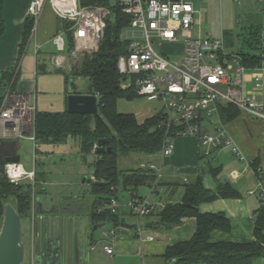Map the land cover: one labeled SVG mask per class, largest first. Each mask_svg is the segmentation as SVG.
<instances>
[{
  "label": "built area",
  "instance_id": "obj_1",
  "mask_svg": "<svg viewBox=\"0 0 264 264\" xmlns=\"http://www.w3.org/2000/svg\"><path fill=\"white\" fill-rule=\"evenodd\" d=\"M260 1L264 13V0ZM194 2L195 0H112L129 17L127 27L138 30L137 34L132 33L131 39L121 36L122 40L128 41L126 53L117 60V69L122 75L121 87L131 88L137 96L162 103L163 108L159 112V128L163 129V141L159 150L161 157L172 154L176 137L187 135L197 137L202 157L206 159L222 147H230L234 153L240 154L238 147L228 136L221 109L233 105L253 118L264 119V104L241 93L238 86L245 66L238 64L234 77H231V66L227 62L229 54L223 51L221 39L192 38L191 28L197 12ZM46 5H50L59 18L70 22L64 32L54 35L52 41L57 50L53 56L54 65L71 70L85 55H91L98 50L104 37L106 20L112 15L111 10L105 6H83L80 0H30L28 16L33 20L30 36L34 33L37 20ZM68 32L71 34L72 43L69 49ZM179 36L183 38V48L176 63L167 59L165 53L157 51L151 40L153 38L162 44H175L179 41ZM38 49L39 45L35 44L34 51L37 52ZM203 57L208 62L202 63ZM212 59L215 64H211ZM255 82L259 86L258 77ZM232 83L237 86H230ZM223 85H227L225 90L221 89ZM30 99L28 94L7 89L0 106L1 140H14L28 133V137L36 145V108ZM207 122L212 130L205 128ZM96 149L97 144L92 151L95 152ZM148 167L155 175V182L150 186V191L154 192L158 188L161 171L155 169L153 164ZM245 168L258 177L256 190L264 203L260 167H254L251 162L246 161ZM3 174L13 185L35 178V172L27 173L19 162H4ZM156 205V202L147 197L137 195H131L127 202L128 209L135 215L136 220L151 214ZM118 208V199L111 197L108 209L111 213H118ZM101 211L98 208L97 213ZM138 233L140 242L152 240L150 235H143L141 231ZM29 246L33 247L32 234ZM103 249L109 254L113 252L108 245ZM171 262L174 263L175 259Z\"/></svg>",
  "mask_w": 264,
  "mask_h": 264
},
{
  "label": "trees",
  "instance_id": "obj_2",
  "mask_svg": "<svg viewBox=\"0 0 264 264\" xmlns=\"http://www.w3.org/2000/svg\"><path fill=\"white\" fill-rule=\"evenodd\" d=\"M83 6H105L111 10V16L106 20L104 37L99 48L91 55L81 59L78 66L73 67L71 76L87 77L89 92L98 98V112L94 115L72 114L67 111L47 112L36 111L34 117V139L36 144L64 143L68 138L78 141L81 154L92 153L93 146L99 139H105V146L112 147L111 151L94 152L96 158L93 163L94 181L90 184L93 196L90 208L92 223L108 221L114 227H136L139 237L138 223L128 224L118 213H111L108 205L111 197L117 198L118 189L131 190L136 195L139 186L150 185L155 175L148 169L118 168L119 156L131 153H158L163 141V129L159 128L160 113H156L142 122H138L132 113L118 112L116 103L119 98L133 99L137 95L131 88H122V75L117 69L118 57L126 53L127 40L121 39V31L129 24V17L123 14L112 0H80ZM33 20L25 22L20 52L27 42ZM67 28L70 23L65 24ZM68 49L72 47L71 34L67 33ZM240 48L233 52L245 67H259L264 65V28L250 26L245 30ZM254 51H257L255 53ZM231 54L227 55L230 58ZM11 77V73L5 74ZM9 81V80H8ZM74 87V85H73ZM2 98H0L1 106ZM238 109L225 106L221 109L222 120L228 122L238 116ZM2 141L0 140V143ZM254 167L257 166L252 164ZM212 169V168H210ZM213 172L216 169H212ZM37 173L35 172L36 185ZM97 182H102L98 184ZM184 194L180 201L166 203L160 209H154L158 220L147 224L149 228H164L166 231L180 225L187 217L195 218L196 227L193 235L186 241H179L168 245L160 256L165 264H252L256 260L264 259V204L255 212L253 239L245 242L230 240H213L212 232H229L231 223L222 212L201 213L198 206L201 203L219 198H237L240 193L228 183H221L215 189H208L203 185L202 174L183 184ZM15 198L13 207L22 217L27 215L32 205V187L28 185H13L8 182L4 174L0 175V219L3 215L4 204L8 197ZM98 208L102 211L97 213ZM129 216L135 215L129 211ZM136 218V217H135ZM172 259L175 262L172 263Z\"/></svg>",
  "mask_w": 264,
  "mask_h": 264
},
{
  "label": "crops",
  "instance_id": "obj_3",
  "mask_svg": "<svg viewBox=\"0 0 264 264\" xmlns=\"http://www.w3.org/2000/svg\"><path fill=\"white\" fill-rule=\"evenodd\" d=\"M29 2L30 0H0V98L5 95L8 88H11L13 91L30 95V100L34 104L36 111H38L36 106L37 87L35 80H37L38 74L50 73V71L54 68L55 72L64 74H52L58 76L57 80H62V78L64 80V101L58 105L57 109H55L56 111L49 108L51 105H47V102L45 101L42 104L44 109L40 111H67V95L69 93L70 80L71 78L76 80L77 77L74 78L71 76V70L73 68L69 70L66 67L58 68L54 65L53 56L57 53V50L53 44L52 38L58 32H64L66 29L65 24L70 22L59 18L53 11L52 7L50 5H46L37 20L34 33L29 36L30 39L28 38L23 51L21 50L20 52L24 25L26 20L29 18ZM261 27L263 29L264 25ZM35 44L39 45L37 52L34 51ZM163 45H166L167 47L174 46V44L169 43L161 44L160 51L165 54L167 50H162ZM239 45L241 46L242 44L240 43ZM233 52L235 53V51H231L229 53L231 56L227 59V62L231 66L229 73L232 78L234 77L236 66L241 64L240 59L234 55ZM254 52L257 53V51ZM231 59H236L238 61L235 67L231 64ZM46 68L48 71H46ZM65 69L68 71V75H66ZM8 73H11V77H7L5 75ZM256 77L259 78V86H256ZM241 79L240 86H238L241 93L244 96L251 97L264 104V65L259 67H245V71L242 74ZM72 85H74V83ZM230 86L237 85L232 83ZM225 88H227V85L221 86L222 90H225ZM61 90L62 86L58 91L60 97ZM88 92L89 87L85 92L78 93L88 94ZM49 94L50 92L46 91L43 97H47ZM238 111V116L228 122H223L228 136L238 147L240 154L234 153L230 147H222L216 149L212 153L211 157L206 159L202 157L201 146L197 137L193 135L178 136L174 140V150L172 154L164 157H161L159 152L150 155L147 154L148 157L156 159V163L158 164L156 165L155 163L149 161L146 165L141 163L140 168L148 169L151 174H154V172L148 167L150 164H153L155 169H160L161 177L156 191L151 192L150 185H143L147 187L146 195L143 196V194L138 193V188L140 186L136 189V195L138 197H147L149 200L156 202V209H160L165 206L166 203L180 201L184 194L183 184L195 178L200 173L202 174L203 185L208 189H215L221 183H228L229 186L240 193V197L219 198L213 201L204 202L198 206V209L201 213L222 212L231 223V230L229 232H212L213 240H230L234 242L252 240L254 218L256 216L255 212L264 203L261 201L256 190L258 177L251 170L245 168V162L248 161L251 162V164H255L260 167V180L262 186L264 187V119L253 118L250 114L240 109H238ZM69 139L73 138H68L64 143L57 145L67 147L70 144L68 142ZM46 144L50 145L51 143ZM37 145L39 144H36V146ZM2 148H8L9 151L7 153H15L17 155L18 148L15 141H4L0 149ZM92 154H94L93 151ZM241 157L243 159H241ZM210 168L216 169V171L213 172ZM90 176V178H94L93 171ZM154 182L155 180L151 183V185H153ZM120 190L122 189L119 188L118 193ZM122 191L128 198H130L131 190L126 189ZM118 193L117 199L119 195ZM83 194L84 193H79L78 196L71 194L77 196V198L69 200V212L67 214V217L72 219V231L74 233L77 232L78 238L86 241L85 244L87 254L85 256L81 253L83 259L77 261V264H89L94 256V254H92V251L94 250V245L91 241L92 238L85 234V223L82 222L83 213L86 212L88 217H90L89 211L92 205L93 197L87 196V200L84 203L85 199L83 198ZM152 196H154V198H152ZM36 197L39 200L42 199V197H40V195L38 196V194H36ZM43 202H45L43 204L46 207L49 206V202L48 204L45 200ZM32 207L33 206L31 205V210ZM119 208L122 212L119 211L118 214L122 217L128 214L129 209L127 203L123 205L119 204ZM31 210L26 215L29 219V226L31 225ZM146 217L151 220H144L142 224H139V219L136 220V222L140 227L141 233L143 235H150L152 240L140 242L134 229L116 226L111 231L112 237L103 244V247L106 245L110 246L113 252L109 254L105 252L104 249L102 252L110 259H113V261L115 260V263L118 258L127 257L134 259L141 256L140 264H165L160 256L164 253L166 247L173 243L190 239L196 227L195 218L187 217L182 220L180 225L172 228L171 230L166 231L164 228L160 227L153 229L147 227V224L156 222L158 220L157 215L149 214ZM103 223L104 222L99 221L96 225L102 224L103 226ZM55 245L56 243L54 242L53 246H51L53 250L56 248ZM52 257H54V253H52ZM262 263H264V259L258 261V264Z\"/></svg>",
  "mask_w": 264,
  "mask_h": 264
},
{
  "label": "rangeland",
  "instance_id": "obj_4",
  "mask_svg": "<svg viewBox=\"0 0 264 264\" xmlns=\"http://www.w3.org/2000/svg\"><path fill=\"white\" fill-rule=\"evenodd\" d=\"M195 7L197 12L194 16V24L191 28L192 38L199 36L219 38L223 42V51L230 53L239 49L245 30L250 26H263L264 14L262 13V4L259 0H195ZM137 29L131 27H125L121 31L122 38L131 39L132 33L137 34ZM179 41L174 46L167 47L162 46V50H167L166 57L170 61L176 63L182 54L183 38L178 37ZM152 44L157 51L161 50V44L153 38ZM86 56V55H85ZM202 63L208 62L203 57ZM81 62V61H80ZM80 62H76L72 67L78 66ZM211 64H215V60L212 59ZM233 67L238 63L236 59L230 60ZM66 70V69H65ZM46 71L47 68H46ZM63 74L55 72L54 68L50 73L38 74L35 84L37 87V110L44 109L42 105L45 101L49 108L56 111L58 105L63 103V89L65 87L64 80H57L58 76L52 74ZM64 75V74H63ZM66 75L68 71L66 70ZM61 78V77H60ZM75 90L77 92H85L89 87V79L87 77H77L74 81ZM62 92L61 97L58 94L59 89ZM50 92L46 97L45 92ZM116 107L121 113H133L136 119L143 121L145 118L154 115L156 112H160L163 108L162 104L158 100H147L145 97L136 96L133 99L119 98L116 103ZM207 130H212L208 122L205 126ZM26 133L21 138L14 140H4L6 142L15 141L17 144V155L19 156V163L22 164L25 171H35L37 173L36 185L34 180L25 179L21 182L20 186L31 184L32 194H38L42 197V201L50 204L52 198L59 197L60 195H71L84 193V203L87 200V196L93 197L90 192V187L87 183V179L91 176L93 171V162L96 156L92 153L81 154L76 139H69V145L61 146L57 144H41L35 145L33 140L28 137ZM177 138V137H176ZM175 138V139H176ZM174 139V140H175ZM2 141V140H1ZM158 163L156 159L148 157L144 153H131L128 156H119L118 168L125 170L129 168L141 167L140 164H148V162ZM4 165V164H3ZM3 165L1 168H3ZM84 180V182H83ZM62 191V192H61ZM46 193V194H45ZM138 193H147L146 186H140ZM45 194V195H43ZM118 204L123 205L128 202L127 195L120 190L118 193ZM163 195V194H162ZM161 195V196H162ZM50 196V197H48ZM154 198V196H152ZM90 199V198H89ZM83 200V199H82ZM8 202L13 206L15 204V198L13 196L8 197ZM45 203V202H44ZM122 212L119 208L118 212ZM87 213H83L82 222L84 224V232L88 237L92 238V244L94 245V254L89 264H114L115 260L110 259L106 254L102 252L103 244L105 241L112 237L111 231L114 228L112 223L106 221L103 226L96 228L93 227L96 223H92ZM22 219V233L23 241L26 244L25 260L22 264H29L30 262V246L29 235L30 226L29 219L26 215L21 217ZM124 219L128 224H136V218L133 216L125 215ZM151 220L146 216L139 218V224H142L144 220ZM0 219V227H1ZM136 231V227H132ZM115 264H140L141 256L134 259L122 257L116 260ZM259 260L254 261L253 264H258ZM136 262V263H135Z\"/></svg>",
  "mask_w": 264,
  "mask_h": 264
},
{
  "label": "water",
  "instance_id": "obj_5",
  "mask_svg": "<svg viewBox=\"0 0 264 264\" xmlns=\"http://www.w3.org/2000/svg\"><path fill=\"white\" fill-rule=\"evenodd\" d=\"M74 81L71 78L67 95V112L96 114L98 112L97 96L90 93H78L72 85ZM3 143L4 141L0 143V147ZM112 149L110 146H105V139L97 141L96 153L100 154ZM3 161L17 163L19 156L15 153H5ZM2 174L3 168L0 167V175ZM93 181V178L87 179L88 184ZM97 183L102 184V182ZM74 195L78 196L79 193ZM74 195L51 197L52 201L46 207L43 201L39 200L34 193L32 194L31 234L33 247L30 248L29 264H77V261L83 259L81 253L86 256V241L78 238L77 232L72 231V219L67 217L69 200L77 198ZM101 226L102 224L95 225L93 229ZM54 242L56 248L54 247L53 250L51 246ZM25 251L21 216L9 202H6L0 227V264H22L25 260ZM52 253H54L55 259L52 257Z\"/></svg>",
  "mask_w": 264,
  "mask_h": 264
},
{
  "label": "flooded vegetation",
  "instance_id": "obj_6",
  "mask_svg": "<svg viewBox=\"0 0 264 264\" xmlns=\"http://www.w3.org/2000/svg\"><path fill=\"white\" fill-rule=\"evenodd\" d=\"M8 151H9L8 148L7 149L6 148L0 149V167H2V165L4 164V161L3 160L5 158V153H7ZM34 230H35V228H34ZM31 233H32V227H30V236H31ZM35 233H36V231H35Z\"/></svg>",
  "mask_w": 264,
  "mask_h": 264
}]
</instances>
